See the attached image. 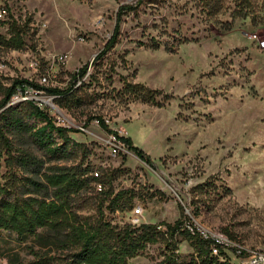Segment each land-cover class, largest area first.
Wrapping results in <instances>:
<instances>
[{
	"label": "rangeland",
	"instance_id": "rangeland-1",
	"mask_svg": "<svg viewBox=\"0 0 264 264\" xmlns=\"http://www.w3.org/2000/svg\"><path fill=\"white\" fill-rule=\"evenodd\" d=\"M122 5L133 7L118 13ZM0 6L7 8L0 34L7 28L1 21L10 16L30 18L28 32H34L20 49L0 46V102L14 80L63 88L71 72L91 62L84 78L90 85L67 101L59 104L28 86L17 87L7 104L25 114L26 101H32L56 125L78 130L68 132L80 143L72 161L89 163L102 183L81 199L82 216H98L100 188L132 189L130 209L105 212L111 223H130L140 207L137 222L160 224L161 230L181 216V204L197 227L229 238L246 253L264 252V48L257 42L264 38V0H0ZM116 23L117 42L93 60ZM153 40L158 47H151ZM124 80L160 90L163 105L120 93ZM99 118L129 137L153 166L125 146L112 155V135ZM6 169L1 160L0 175ZM173 241L175 249H168L159 236L128 263L166 264L164 256L172 254L175 264H191L196 253L189 239L177 231ZM0 247L18 251L24 262L32 259L7 232L0 233ZM224 257L237 264L233 250H224Z\"/></svg>",
	"mask_w": 264,
	"mask_h": 264
},
{
	"label": "trees",
	"instance_id": "trees-1",
	"mask_svg": "<svg viewBox=\"0 0 264 264\" xmlns=\"http://www.w3.org/2000/svg\"><path fill=\"white\" fill-rule=\"evenodd\" d=\"M132 7L122 5L118 13ZM9 19L1 21L7 24V28L5 34H0V46L20 49L25 44V35L34 34L28 32L30 18L23 22L13 16ZM118 33L119 26L116 23L102 50L93 60L117 42ZM151 47H158V43L153 40ZM87 67L86 63L71 72L69 83L63 88L46 87L26 79L14 80L13 86L6 89L0 102V108H3L0 111V161L7 167L4 176L0 175V233L4 231L12 234L18 244L28 248L27 252L32 255V259L24 262L19 252L10 247H0V258L6 259L5 264H129L130 258L147 244L155 243L159 236L166 237L168 249H175L173 237L177 231H181L196 253L190 260L191 264H233L225 257L220 260L218 256L211 255V241L204 239L197 231L191 233L184 227L185 223L192 224V221L184 214L181 204H178L181 216L173 223H164L161 230L158 229L160 224L156 223H126L118 226L107 219L105 212L130 209L136 193L132 189L114 190L110 186L105 191L100 188L102 196L97 207L98 216L94 220L79 213L84 195L92 192L94 183L100 186L102 183L98 172L89 163L72 161V151L80 143L73 141L68 132L78 130L56 125L32 101H26L29 111L25 114L18 106L7 104L17 87L23 91L28 86L55 96L58 103L67 101L77 91L90 85L91 79L87 83L82 80L76 85V80L85 75ZM119 92L130 93L133 99L143 103L163 105V101L157 99L160 90L139 82L124 80ZM74 99L78 101V98ZM30 118L41 124L30 122ZM97 120L106 133L116 136L141 161L153 166L148 156L134 146L129 137L119 136L104 120ZM29 143L41 149L46 159L34 154L27 146ZM58 160L72 162L55 163ZM192 214L196 215L197 210ZM163 261L166 264L177 263L172 254L165 255Z\"/></svg>",
	"mask_w": 264,
	"mask_h": 264
},
{
	"label": "built area",
	"instance_id": "built-area-1",
	"mask_svg": "<svg viewBox=\"0 0 264 264\" xmlns=\"http://www.w3.org/2000/svg\"><path fill=\"white\" fill-rule=\"evenodd\" d=\"M69 1H78V0H69ZM5 15H7L6 6H0V20L3 19ZM257 42L259 44V47L264 48V38L258 39ZM65 58L66 56L63 54L56 55V59L59 61H65ZM90 64L91 62L88 63V67L85 75L82 78L76 80V85L80 84L82 80H85L84 78L88 74ZM111 135L113 141L110 142L109 147L112 155H116L121 149L124 148L125 145L123 142L117 139L116 136H114L113 134ZM141 210L142 209L140 207H136L133 209V215L135 217L131 220L130 224L132 225L139 224L135 218L137 217V215H139V213H141ZM184 227L191 233L197 231L204 239H209L211 241L210 244L211 255L218 256L220 260H224V250L231 249L233 250V254L235 258H237V264H264V252L262 251H253L246 253L244 248H242L241 246L234 243L232 240H230L229 238L223 235L211 234L208 231L197 227L193 223L192 224L185 223ZM158 229H160V226H158Z\"/></svg>",
	"mask_w": 264,
	"mask_h": 264
}]
</instances>
